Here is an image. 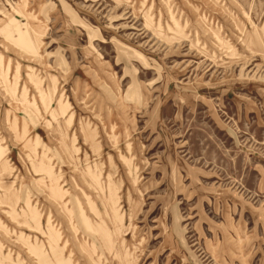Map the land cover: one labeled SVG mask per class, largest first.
<instances>
[{"label": "rangeland", "instance_id": "1", "mask_svg": "<svg viewBox=\"0 0 264 264\" xmlns=\"http://www.w3.org/2000/svg\"><path fill=\"white\" fill-rule=\"evenodd\" d=\"M0 264H264V0H0Z\"/></svg>", "mask_w": 264, "mask_h": 264}]
</instances>
